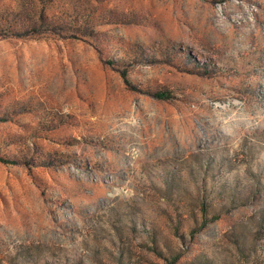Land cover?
<instances>
[{"label":"rangeland","instance_id":"rangeland-1","mask_svg":"<svg viewBox=\"0 0 264 264\" xmlns=\"http://www.w3.org/2000/svg\"><path fill=\"white\" fill-rule=\"evenodd\" d=\"M0 157V264H264V0H0Z\"/></svg>","mask_w":264,"mask_h":264},{"label":"trees","instance_id":"trees-1","mask_svg":"<svg viewBox=\"0 0 264 264\" xmlns=\"http://www.w3.org/2000/svg\"><path fill=\"white\" fill-rule=\"evenodd\" d=\"M159 96L160 97H165L166 95L165 94H162V95H159ZM0 161L5 162V163H9L10 162L9 160H7V159H5L3 157H0Z\"/></svg>","mask_w":264,"mask_h":264}]
</instances>
